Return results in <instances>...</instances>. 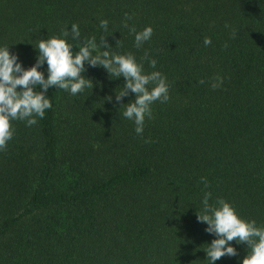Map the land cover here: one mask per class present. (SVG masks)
<instances>
[{
  "label": "trees",
  "instance_id": "16d2710c",
  "mask_svg": "<svg viewBox=\"0 0 264 264\" xmlns=\"http://www.w3.org/2000/svg\"><path fill=\"white\" fill-rule=\"evenodd\" d=\"M125 22L152 37L135 47ZM74 23V52L106 36L117 54L147 53L144 72L167 78L170 99L152 104L139 136L122 115L135 93L116 100L125 78L85 62L92 89L50 86L43 118L12 121L0 150V264H242L250 249L235 240L236 256L207 260L216 236L197 212L210 192V204L223 198L264 226V0H0V47L27 69L40 39ZM40 71L47 78L46 61Z\"/></svg>",
  "mask_w": 264,
  "mask_h": 264
},
{
  "label": "clouds",
  "instance_id": "9594fccd",
  "mask_svg": "<svg viewBox=\"0 0 264 264\" xmlns=\"http://www.w3.org/2000/svg\"><path fill=\"white\" fill-rule=\"evenodd\" d=\"M126 20L131 19L128 14ZM100 27L108 30V21L101 20ZM124 27L129 28L125 22ZM229 27V25H225ZM129 31L135 33V47L140 48L153 35V28L146 26L142 31L137 32L135 27H130ZM78 41L80 29L77 24L71 25V30L62 29L59 36L40 39L35 47L39 51L36 63L25 69L18 62V56L10 53L8 45L0 47V150H6L7 143L14 135L12 121H26L28 126L37 123V117L43 118L45 111L52 107L49 97L46 95L50 86L58 89L70 91L75 96L83 92L86 88H93V81L83 75L85 72V62L95 67L102 66L107 70L110 77L125 78L122 89L117 93L116 100L121 101L131 91L135 93L134 101L126 105L123 117L131 120L135 124V132L143 136L146 118L152 117V104L156 101L166 103L169 101V86L167 78L159 71L150 73L144 72L143 60L148 59L147 53L137 61L131 52L117 54L113 52L112 46L101 37L100 44L96 38H88L83 44L78 46V51L73 50V45L69 42ZM235 37V30L232 32ZM117 40L116 43H118ZM205 46L212 43L210 37L203 40ZM227 47V44H225ZM102 49V50H101ZM95 53V55L93 54ZM47 62L48 75L40 71L44 62ZM156 60H149L152 68L156 66ZM205 83L204 80L199 81ZM223 78L217 75L211 84L213 89L222 85ZM40 85L43 91L35 90V86ZM20 87V90L18 89ZM111 100V97H107ZM204 180L207 187L206 179ZM210 192H205L202 201L203 210L197 212V219L205 222L208 227L205 229L209 233H214L216 238L207 244L204 250L207 253V260L215 262L224 256H236L237 250L231 242H246L247 255L243 258L242 264H264V226H257L255 219H246L239 216L235 206L223 198L217 199L215 204H210Z\"/></svg>",
  "mask_w": 264,
  "mask_h": 264
}]
</instances>
